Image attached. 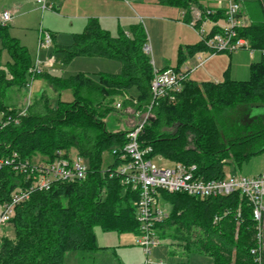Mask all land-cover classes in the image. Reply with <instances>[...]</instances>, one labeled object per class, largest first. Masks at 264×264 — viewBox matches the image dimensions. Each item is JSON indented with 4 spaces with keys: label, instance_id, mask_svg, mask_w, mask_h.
Segmentation results:
<instances>
[{
    "label": "trees",
    "instance_id": "obj_1",
    "mask_svg": "<svg viewBox=\"0 0 264 264\" xmlns=\"http://www.w3.org/2000/svg\"><path fill=\"white\" fill-rule=\"evenodd\" d=\"M238 1L249 22L238 30V36L261 52L259 60L251 63L249 79L226 76L221 82L199 83L188 76L175 100L159 99L153 105L152 116L140 137L145 146L152 147L151 157L196 164L198 174L206 179L225 177L224 167L230 160L237 173V168L264 151V126L250 132L227 129V118L264 108V4ZM158 3L184 9L188 23L191 7L202 6L198 0ZM223 16L219 10L212 18L218 21ZM219 31L214 27L210 35ZM0 39V159L31 162L42 156L53 161L59 153L76 151L88 164L84 178L57 181L49 189L35 190L16 207L9 224L14 234L0 238V264H64L69 251L97 250L96 226L105 231L139 233L135 207L138 193L116 174L123 162L119 153H114V149L118 152L124 147L128 131L138 122L125 130L110 131L105 119L114 112L117 98H123L125 107L138 112L147 110L153 101L154 65L144 50L148 43L144 24L137 22L127 31L120 28L113 34L99 19L91 18L82 32L73 34L71 44L58 45L57 50L65 55L67 63L78 56L102 57L120 61L122 69L119 73L100 72L96 77L85 73L67 78L39 74L56 95L65 90L72 92V100L59 98L56 105L45 93L25 108L11 102L10 92L27 86L33 60L20 40L11 36L8 26L0 25ZM4 49L11 61L3 62ZM204 51L213 52L203 40L180 46L174 69H181L190 57ZM23 110L25 114H21ZM248 117L250 123L260 118L264 122V113ZM167 127H176L175 133L166 135L160 131ZM107 150L111 151L113 162L104 170L103 153ZM28 185L26 173L3 167L0 208L17 190ZM163 195L171 200L172 210L157 225L161 238L181 247L185 258L193 254L210 258L208 263L188 260L181 264H255L250 253L255 222L252 207L241 193L209 198L181 192ZM170 253L178 254L176 248Z\"/></svg>",
    "mask_w": 264,
    "mask_h": 264
},
{
    "label": "rangeland",
    "instance_id": "obj_2",
    "mask_svg": "<svg viewBox=\"0 0 264 264\" xmlns=\"http://www.w3.org/2000/svg\"><path fill=\"white\" fill-rule=\"evenodd\" d=\"M54 7L42 10V0H0V14L2 6H13V3L21 5L18 17L8 24V30L12 37L20 40L21 44L28 49L33 64L37 58L40 62V68L43 73L59 77H70L78 73H85L92 77H96L100 72L119 73L122 69V63L113 59L102 57L78 56L70 62H65V55L57 50L58 45H69L73 41V34L81 29L74 28L71 24L72 16L82 11L81 9L88 7V0H47ZM119 8L124 5L127 11L133 7L140 10L139 13L143 17L139 18L145 26L148 35V45L151 47L150 56L152 61L157 64V68L162 67L164 63L169 64L173 68L177 66L179 59V48L184 46L185 42H198L199 35L194 33L188 26L178 23V19H182V11L179 7L169 6L158 3V0H137L146 7L140 9L134 3L135 0H116ZM245 2L264 0H243ZM131 2L132 4L130 5ZM136 2V1H135ZM122 11V10H121ZM65 17L67 19H65ZM151 19V20H150ZM73 23H77L74 21ZM126 23V22H125ZM131 26V25H130ZM129 26V27H130ZM128 27V29H129ZM127 29V30H128ZM208 29V28H207ZM40 30L54 31L53 35H57L58 40L53 42L49 48L38 50ZM77 30V31H76ZM116 30V29H113ZM117 31H113V34ZM53 36V40H54ZM0 48H3L0 39ZM227 57L226 67L224 69V77L237 78V80H247L250 77V66L252 60H259L261 52L256 50L254 53L248 49H241L233 53H221ZM3 62L11 61V57L6 49L3 50ZM51 61V64H49ZM227 72V73H226ZM47 94L51 103L56 105L59 98L62 100H72L73 94L70 90H65L61 95H56L55 90L47 84L42 76H36L31 84V88H23L21 96L15 94L14 101L17 105L25 108L37 96ZM128 96H125L127 98ZM124 99L117 98L115 100V110L105 119L106 126L110 131L125 130L141 121L148 111H136L133 107H125ZM121 104V107L118 105ZM245 112V115H239L236 118H227V129L238 130L240 132H250L260 129L264 126L263 119L258 122L250 123L248 116H255L264 113L263 107H257L251 112ZM152 116V114H150ZM127 123L129 125H127ZM163 134L170 135L175 133L176 127L162 128ZM154 162L160 167H168L173 165V161L155 156ZM113 162V156L110 150L103 153L102 168L105 170ZM235 164L230 160L225 165L224 171L226 175L234 173ZM254 170L258 174L264 173V151L255 154L245 162L236 172L247 176L248 172ZM159 204L164 207L167 212H171L172 203L163 193L159 196ZM8 231L5 233L12 236L13 228L8 225ZM160 235V234H159ZM95 237L97 250L94 252L69 251L65 254L64 264H140L145 260V253L141 246L136 244L138 233L117 231H105L100 226L95 227ZM161 238V236H160ZM162 239V238H161ZM161 245L154 247L152 259L155 261L162 260L166 264H181L189 262H210V258L201 254H193L190 258L182 256V248L171 245L170 241L162 239ZM176 248L178 254L172 255L170 250Z\"/></svg>",
    "mask_w": 264,
    "mask_h": 264
},
{
    "label": "built area",
    "instance_id": "obj_3",
    "mask_svg": "<svg viewBox=\"0 0 264 264\" xmlns=\"http://www.w3.org/2000/svg\"><path fill=\"white\" fill-rule=\"evenodd\" d=\"M198 1L202 6L191 7L192 17L188 24L198 30L201 40L213 51L211 53H233L241 49H248L254 53L257 50L246 38L238 36V30L249 23L247 17L241 13V4L238 0ZM49 8L52 6L48 1L42 0L41 9L44 11ZM219 10L223 11L224 16L215 21L212 17ZM13 18V13L5 10L1 14L0 25L8 26ZM207 22L212 24L210 29L205 27ZM214 27H218L220 31L210 35ZM53 42L49 31L40 30L38 50L49 48ZM144 50L150 54L151 47L146 44ZM186 71L188 70L184 68L157 69L154 65V77L151 83L153 101L147 109L148 115L139 121L135 128L128 131L124 147L118 152L114 149V153H119L120 160L123 162L116 174L122 176L124 181L138 193V199L135 202L139 222L136 244L143 248L146 256L140 264H166L162 260L152 259L154 247L163 242L157 225L165 221L170 214L159 204V196L163 192H181L200 198L241 193L252 207L255 222L254 245L250 253L255 264H264V173L254 176L231 173L223 178L206 179L198 174L196 164L173 162L172 166L160 167L154 162V157H151L152 147L145 146L140 139L153 105L159 99L166 98L173 101L176 95L182 92L184 82L189 76ZM30 73L26 88H31L35 77L43 73L38 58L32 65ZM118 106L121 107V104ZM21 114H25V110ZM59 155L53 161H47L42 156L31 162L18 161L16 158L0 159V171L3 167L10 166L16 171L26 173L27 179L30 180V185L17 190L11 200L0 208V238L6 234L5 228L15 216L16 207L28 200L35 190L49 189L57 181L72 182L86 176L88 164L76 151L68 155L64 153Z\"/></svg>",
    "mask_w": 264,
    "mask_h": 264
},
{
    "label": "crops",
    "instance_id": "obj_4",
    "mask_svg": "<svg viewBox=\"0 0 264 264\" xmlns=\"http://www.w3.org/2000/svg\"><path fill=\"white\" fill-rule=\"evenodd\" d=\"M135 1L134 3L138 5L140 9L144 10L146 8L143 3H138L139 1L137 0ZM129 3L130 5L132 4L131 2ZM122 6H123L122 8H119V4L116 0H88V7H85L81 9L82 11H80L79 13L74 14L72 16L73 19H71L70 22L72 26L73 25L75 26V24H77V26L74 28L81 29L82 27L84 28L86 26L89 19L97 18L99 19L101 25L105 29L111 31L112 33L113 31L118 32L120 28L127 31L128 27L131 24L139 22V18L143 16L142 14L139 13L140 10L134 7L130 11H127V8L124 5ZM20 9H21V5L16 4V3H13L12 7H9L8 5H3L1 14L5 10H10L14 15V18L12 20L14 21L18 17ZM180 9L182 11V15H181L182 19H178L177 22L188 26V28L190 27V29L193 30L194 33L199 35L198 30L191 27L186 21L185 10L182 8ZM0 11H1V8H0ZM1 14H0V18H1ZM65 19L67 18L65 17ZM74 21H76L77 23H73ZM205 27L210 29L212 27V24L210 22H207L205 24ZM113 29H116V30H113ZM51 32L53 34L55 33L54 31H51ZM79 32L81 31L79 30L75 33H79ZM53 34H52V37L55 36L53 41L56 43V41L58 40V37L57 35H53ZM114 34H117V33H114ZM198 37H199V40H198L199 42L201 40V37L200 35ZM195 43L197 42H185V43H180V44L191 45ZM254 61L256 60H252L251 63ZM226 63H227V57L224 54L222 55L221 53H211L209 51H204V52H198L194 56L190 57L184 63L182 68L189 70V78L199 83L205 82V81L221 82L225 79L224 69L226 67ZM154 65L157 68L156 66L157 64L154 63ZM165 68L168 69V68H173V67L170 66L169 64L164 63L162 67L157 68V69H165ZM231 79L237 80V78H231ZM21 91L13 89L10 92L12 103H16L14 101V96L17 93H19V95L21 96ZM247 174H248L247 176H254V175H257L258 172L251 170ZM8 230H9L8 227H6L5 231H8Z\"/></svg>",
    "mask_w": 264,
    "mask_h": 264
}]
</instances>
